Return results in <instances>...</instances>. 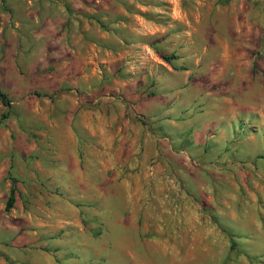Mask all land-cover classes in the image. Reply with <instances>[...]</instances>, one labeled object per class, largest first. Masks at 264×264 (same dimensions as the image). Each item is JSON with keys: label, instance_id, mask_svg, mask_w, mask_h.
Returning <instances> with one entry per match:
<instances>
[{"label": "rangeland", "instance_id": "rangeland-1", "mask_svg": "<svg viewBox=\"0 0 264 264\" xmlns=\"http://www.w3.org/2000/svg\"><path fill=\"white\" fill-rule=\"evenodd\" d=\"M0 26L2 264H264V0H0Z\"/></svg>", "mask_w": 264, "mask_h": 264}, {"label": "crops", "instance_id": "crops-1", "mask_svg": "<svg viewBox=\"0 0 264 264\" xmlns=\"http://www.w3.org/2000/svg\"><path fill=\"white\" fill-rule=\"evenodd\" d=\"M6 4L7 6H9L11 9L14 8V9H18L19 7L20 8H28L29 6L33 5L34 4V0H6ZM3 26H0V30ZM7 34V32H6ZM9 184H5L3 185V187L1 188L0 186V194L7 199L8 195H9ZM3 234L0 232V264H2V256H1V252H3V245L1 244V242L3 241ZM21 242V243H20ZM23 242H26V241H17V244L20 243V244H23ZM27 242L31 245V246H34L35 245V242H36V239H29L27 240ZM31 257V256H30ZM29 257V258H30Z\"/></svg>", "mask_w": 264, "mask_h": 264}, {"label": "trees", "instance_id": "trees-1", "mask_svg": "<svg viewBox=\"0 0 264 264\" xmlns=\"http://www.w3.org/2000/svg\"><path fill=\"white\" fill-rule=\"evenodd\" d=\"M161 58L163 60H165V61L169 60V58H167V57H163L162 56ZM43 97H45V96H43ZM0 102L7 109L10 108L11 101L7 97V95L4 94L1 90H0ZM13 202H14V191L12 189H9V195H8V197L6 199V202H5V205H4V210L7 211L8 209H10L12 207Z\"/></svg>", "mask_w": 264, "mask_h": 264}]
</instances>
